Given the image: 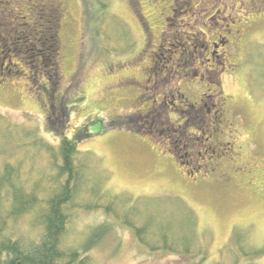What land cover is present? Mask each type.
Instances as JSON below:
<instances>
[{"label":"rangeland","instance_id":"obj_1","mask_svg":"<svg viewBox=\"0 0 264 264\" xmlns=\"http://www.w3.org/2000/svg\"><path fill=\"white\" fill-rule=\"evenodd\" d=\"M54 1L61 12V80L57 93L70 109L65 126L59 134L49 129L46 106L39 89L31 84L30 72L21 60L9 58L8 46L1 41L0 65L4 74L10 71V76L0 78V118L13 134L8 147L11 156L5 155V159L13 164L20 161L22 179L38 182L40 187L48 183L47 177L51 180L57 174L50 161L58 157L61 137L72 139L81 127L87 134L77 143L74 155L76 194L73 207L66 208L70 221L63 238L65 248L86 255L88 264H234L232 260L264 264V9L249 16L256 22L241 37H230L216 53V61L224 62L228 57L239 66L221 77L225 100L219 108L225 110L222 113L231 126L223 120L216 124L219 131H214L216 112L206 102L209 111L187 114L184 120V124L187 120L196 122L199 131H191L197 133L195 140L185 135L190 130H182L166 119L165 112H157L141 124L146 123L152 135L168 137L171 150L166 151L152 138L126 125L111 127L110 122H125L134 110L148 109L150 103L137 84L144 79L154 80L148 83L149 90L164 82L166 106L173 103L176 88L187 92L192 102L197 98L195 81L174 83L175 65L185 64L179 53L186 61H196L191 68H199L208 56L201 52L200 35L179 31L178 27L191 23L190 12L205 7L206 1L197 0L188 6L190 0H137L135 12L130 0H106L109 13L129 32L126 41L118 36L120 30L113 26L116 22L110 15L97 22L100 34L96 35L99 14L94 7L89 10L82 0ZM2 2L1 7L9 10ZM222 2L227 9L216 7L219 24L236 19L239 6L238 2ZM21 6L25 11L32 8L25 1ZM171 9L174 12L169 15ZM184 11L185 15H177ZM163 17L170 18L168 29ZM165 31L169 34L153 58L151 51L156 50V42ZM149 39L151 48L145 49ZM170 114L173 119L179 117L176 112ZM12 126L24 128L27 134ZM35 139L52 149L45 151ZM214 141L217 145L230 141L228 154L219 145L215 149L222 152L215 153ZM178 157L193 169L195 164L209 160L208 172L199 169L193 181ZM172 197L185 200L195 213L199 248L204 249L202 258L195 253L173 255L148 248L132 229L144 222L143 215L133 209L147 210L151 219H157L156 223L148 220L149 226L158 228L159 218L151 210H160L164 200ZM28 220L29 216L10 220L6 232L25 239L35 237ZM152 241L156 239L149 241L155 245ZM257 251L263 254L255 255Z\"/></svg>","mask_w":264,"mask_h":264},{"label":"trees","instance_id":"obj_2","mask_svg":"<svg viewBox=\"0 0 264 264\" xmlns=\"http://www.w3.org/2000/svg\"><path fill=\"white\" fill-rule=\"evenodd\" d=\"M2 1L10 7L9 10L1 7ZM23 1L32 8L28 11L23 10L21 6ZM82 1L87 8H90L89 10L94 7V12L99 14L94 27L96 35L100 34L97 22L110 15L112 22H116L113 26L120 30L118 36L124 41L127 40L129 32L119 23L115 15L109 13L106 0ZM55 2L54 0H0V41L8 46L7 54L12 55L9 58L15 56L21 60L23 68L30 72L31 84L39 89L41 95L45 94L51 110V117L47 116L48 127L59 134L61 128L65 126L70 109L65 102L66 99L57 93L61 80L58 35L61 12ZM130 2L137 12V0ZM138 17L140 19L139 15ZM230 21L236 22V19L231 18ZM177 64L181 65L179 62ZM12 70L14 72V66ZM173 97V101L177 99L178 92H175ZM127 122L128 120L125 122L117 120L110 122V126H123ZM12 127L16 130L21 129L27 134L24 128ZM81 128H78L80 131H76L72 139L61 137L58 157L50 161L57 174L51 180L47 177L48 183L40 187L38 182L22 179L20 161L13 164L9 159H5V155L8 158L11 156L8 147L12 145L13 134L10 132V127L0 118V264H88L89 258L86 255L75 249L65 248L63 243L70 221V214L66 208L73 207L71 205L76 194L74 172L77 166L74 163V155L77 153V143L87 136ZM34 142L40 143L45 151L52 149L41 140L35 139ZM191 144L190 142V146ZM18 145L23 146V143L18 142ZM201 166L200 163L195 164L194 169L198 171ZM161 205L160 210L158 208L151 210L153 215L159 218L158 228L149 226L148 220L156 223L157 219H151L146 214L147 210L144 209L142 213L139 209H133L139 211V216L144 217L142 225L132 227L138 240L144 246L154 248L156 251L187 256L195 253L202 258L204 249L202 246L199 248L201 236L195 228L196 219L193 209L179 197L167 198ZM23 216H29L28 221L32 231L35 232V237L25 239L6 232L10 220ZM152 237L156 239L152 241L155 245L149 242ZM173 245H178V248ZM254 254L261 255L263 251ZM232 262L243 264L241 260H232ZM244 264L253 263L246 260Z\"/></svg>","mask_w":264,"mask_h":264},{"label":"flooded vegetation","instance_id":"obj_3","mask_svg":"<svg viewBox=\"0 0 264 264\" xmlns=\"http://www.w3.org/2000/svg\"><path fill=\"white\" fill-rule=\"evenodd\" d=\"M197 0H190V2L187 4L188 6H191L193 2ZM206 1V2H205ZM230 2H238V8L235 11L236 16V22L234 21H227V19L222 20L221 24L218 23L219 20V11L217 10V6L221 5L222 9L225 11L227 9L225 2H222V0H201V2H205V7L196 8V11L190 12L191 17V23H186V25H181L178 27V30L181 31L182 29H185L186 33L189 31H193L200 35L202 37L203 43L200 46L202 54H206L208 58L205 59L204 63H201V66L199 68H191L195 64V60L192 62L186 61L183 56V54L179 53V56L181 57L183 61H185L184 65L176 64L177 67L174 72V78L177 76L175 80V84H179L180 82H196L194 85H197V98L192 102L189 100V98L186 96L187 92H183L176 88V92H178L179 97L177 99H174L173 103H171L170 106H166L165 104V98L166 93H164L165 85L162 81L161 84L157 86V88L150 89L148 88V83H151L154 80L151 79H144L141 83L137 84L140 90L142 89L143 97L150 103L147 110H134L132 114L128 115L127 117V128L129 130H134L136 132H139L143 135H146L150 138H152L155 142H157L159 145L161 144V147L163 150L170 151V143L168 137H161L160 134L158 135H152L151 130L146 127V123L141 124L142 120L151 119L153 118L157 112H165L166 113V119L168 121H171L175 125L181 127L182 130L185 131V129L190 130L185 135H189L190 138L197 139V133L199 131V128L195 125L196 122L193 120L192 123L187 120L184 124V120L186 118L187 114H196L200 112H204L205 109L209 111V108L206 106V102H208L210 105L209 107L213 109L214 119L215 122L212 123L214 131L218 130L217 125L220 121L223 122L226 126H231V123L226 120V117L224 118V114L222 112H225V110L220 109L219 106L221 105V100L224 98V92L222 90V75L229 70L237 69L239 66L235 61H231L228 57L225 59L224 62H218L216 61V53L218 49H220L225 42L229 40L230 37L236 38L241 37L248 28L256 22V20H250L248 19L250 15L256 13L257 11L264 9V0H229ZM58 4V3H57ZM231 10L232 7H229ZM169 15H172L174 10H168ZM186 12H178L177 15H185ZM200 19V21H197L195 19ZM170 18L163 17L164 26L168 29L169 23L168 21ZM229 23V24H228ZM236 27V28H235ZM211 33V34H210ZM169 34L167 31L160 34L161 38L158 39L156 42V50L151 51V54L153 55V58H156V51H159V48L162 47V41H165V35ZM211 35V39L208 40V36ZM189 38H187V42H189ZM223 40V43L221 44V41ZM237 41V40H235ZM152 44V41L146 40L145 49L149 48ZM151 48V47H150ZM179 49L176 48V51ZM142 51H145L144 49ZM180 52V51H179ZM155 61H153V64ZM3 65V64H2ZM0 65V78H6L10 76V71L7 70L5 74L3 73V66ZM179 68V69H178ZM13 72V71H12ZM154 76V75H153ZM193 87V86H192ZM196 92V91H195ZM161 94V97H159ZM163 96V97H162ZM41 101L43 100V103L46 106V115L51 117V110L49 109V105L47 102V98L45 97V94L43 93L41 96ZM225 100V99H224ZM220 101V103H218ZM176 102L179 103V106L175 107ZM207 111V112H208ZM170 112H176L179 117L177 119H173L171 117ZM147 122V121H146ZM195 128L196 132H191L192 129ZM219 131V130H218ZM220 147L222 146V150H224L225 154H228L226 150L228 151L227 146H231V142L228 141L226 143L220 142L218 144ZM215 141L212 143V147L214 149L215 153H221V149L216 151V146H218ZM225 146V148L223 147ZM213 153V151H212ZM214 154V153H213ZM179 160L181 165L183 166V170L186 174L190 175L192 180L195 177V173L197 172V169H193L191 166H189L188 163L182 162ZM212 158V156L210 157ZM210 164L209 160H206L205 164H203L200 169H206L207 166ZM201 165V164H200ZM200 167V166H199ZM204 167V168H203ZM208 169V168H207ZM207 169L205 170L206 172ZM199 170V169H198Z\"/></svg>","mask_w":264,"mask_h":264}]
</instances>
